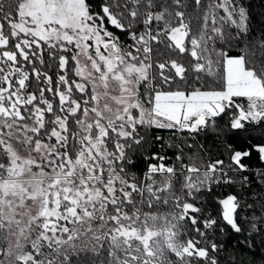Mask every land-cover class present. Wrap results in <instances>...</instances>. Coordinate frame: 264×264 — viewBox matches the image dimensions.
I'll use <instances>...</instances> for the list:
<instances>
[{"label": "snow or ice", "instance_id": "snow-or-ice-1", "mask_svg": "<svg viewBox=\"0 0 264 264\" xmlns=\"http://www.w3.org/2000/svg\"><path fill=\"white\" fill-rule=\"evenodd\" d=\"M0 264H264V0H0Z\"/></svg>", "mask_w": 264, "mask_h": 264}, {"label": "trees", "instance_id": "trees-1", "mask_svg": "<svg viewBox=\"0 0 264 264\" xmlns=\"http://www.w3.org/2000/svg\"><path fill=\"white\" fill-rule=\"evenodd\" d=\"M141 168H143V165H141Z\"/></svg>", "mask_w": 264, "mask_h": 264}]
</instances>
